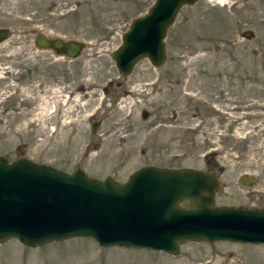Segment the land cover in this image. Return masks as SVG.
<instances>
[{
  "label": "rangeland",
  "instance_id": "374dc122",
  "mask_svg": "<svg viewBox=\"0 0 264 264\" xmlns=\"http://www.w3.org/2000/svg\"><path fill=\"white\" fill-rule=\"evenodd\" d=\"M153 1L0 0V155L119 182L146 165L210 170L222 182L215 205L264 209V0L183 6L163 66L143 58L123 77L111 54ZM36 33L85 47L68 58ZM0 264H264V244L189 241L173 257L12 238Z\"/></svg>",
  "mask_w": 264,
  "mask_h": 264
},
{
  "label": "water",
  "instance_id": "95a60500",
  "mask_svg": "<svg viewBox=\"0 0 264 264\" xmlns=\"http://www.w3.org/2000/svg\"><path fill=\"white\" fill-rule=\"evenodd\" d=\"M198 0H154L135 17L111 56L121 76L143 58L159 68L165 37L180 9ZM8 30L0 27V42ZM40 48L77 57L85 43L36 33ZM98 123H93L96 131ZM242 176V184L254 183ZM215 172L146 165L124 182L83 170L67 173L21 157L0 155V243L15 238L28 247L82 237L100 247L163 251L176 255L188 241L264 243V209L215 205Z\"/></svg>",
  "mask_w": 264,
  "mask_h": 264
},
{
  "label": "flooded vegetation",
  "instance_id": "af4514ba",
  "mask_svg": "<svg viewBox=\"0 0 264 264\" xmlns=\"http://www.w3.org/2000/svg\"><path fill=\"white\" fill-rule=\"evenodd\" d=\"M3 28H5V27H3ZM8 34H9V31H8ZM2 46H0V48H1ZM55 51V50H54ZM0 67H1V64H0ZM109 86H110V88H112V84L111 83H109ZM121 86V82H116V87H120ZM105 91H106V93H108V90H107V88L105 89ZM92 120H93V118H91ZM93 123H98V122H93ZM210 171V170H209ZM210 172H214V171H210ZM189 242V241H188ZM187 243V242H186ZM237 243H240V242H237ZM185 244V243H184ZM183 245V244H182ZM181 245V246H182ZM181 246H180V249H179V252H180V250H181ZM162 252V251H161ZM179 252L176 254V255H178L179 254ZM163 253H165V252H163ZM165 254H167V253H165ZM168 255V254H167ZM176 255H168V256H176Z\"/></svg>",
  "mask_w": 264,
  "mask_h": 264
},
{
  "label": "bare ground",
  "instance_id": "6f19581e",
  "mask_svg": "<svg viewBox=\"0 0 264 264\" xmlns=\"http://www.w3.org/2000/svg\"><path fill=\"white\" fill-rule=\"evenodd\" d=\"M211 1H216V3L222 4V3H226L227 0H211ZM230 1V0H229ZM5 40V39H4ZM2 42V41H1ZM40 48V47H39ZM242 243V242H240ZM253 244V243H252Z\"/></svg>",
  "mask_w": 264,
  "mask_h": 264
}]
</instances>
